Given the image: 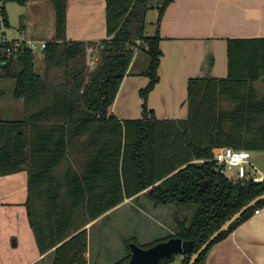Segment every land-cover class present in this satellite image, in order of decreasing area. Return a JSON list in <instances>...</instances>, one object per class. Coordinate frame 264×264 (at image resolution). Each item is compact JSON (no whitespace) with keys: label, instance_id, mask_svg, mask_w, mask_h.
I'll return each mask as SVG.
<instances>
[{"label":"trees","instance_id":"16d2710c","mask_svg":"<svg viewBox=\"0 0 264 264\" xmlns=\"http://www.w3.org/2000/svg\"><path fill=\"white\" fill-rule=\"evenodd\" d=\"M49 1L56 20L43 50L44 74L25 43L0 42L1 76L15 78L13 97L24 100L26 111L22 119L0 118V177L28 171V216L40 252L54 249L51 264H90L85 226L143 192L156 207L193 211L190 219L175 220L174 232L151 244L171 237L194 240L193 251L181 262L189 264L226 221L264 193V180L228 177L214 160L215 149L223 146L264 151V96L259 98L255 88L264 79V37L229 39L228 76L191 78L189 116L160 119L148 99L160 81V24L174 0H161L151 36L145 32L152 0H107L109 38L97 42L67 40V0ZM1 11L8 26L7 11ZM93 45L100 46L99 61L90 70L87 55ZM138 50L149 56L141 72L150 79L140 91L142 117L120 119L111 107L125 76L135 73ZM228 99L235 102L231 109L224 107ZM65 160L69 166L59 179L54 172ZM262 206L264 199L247 209L195 264H205L213 245ZM78 208L87 221L72 233ZM130 241L138 243L127 241L130 253L116 263L129 261Z\"/></svg>","mask_w":264,"mask_h":264},{"label":"crops","instance_id":"0c3cea01","mask_svg":"<svg viewBox=\"0 0 264 264\" xmlns=\"http://www.w3.org/2000/svg\"><path fill=\"white\" fill-rule=\"evenodd\" d=\"M6 2L8 5L13 3V1ZM21 6L24 8L22 11L17 9L22 16L18 25L21 38L13 40L48 42L53 36L56 20L51 2L28 0ZM10 10L6 7L9 25L5 24L3 18L0 20L2 26L0 30L3 25L13 27ZM155 11L156 20L152 22L155 25L154 34L157 31V8ZM4 33L0 37H5ZM160 34L162 38L160 46L163 51L159 67L160 81L149 95L148 106L160 119H186L189 116V80L204 76L227 77L228 40L264 37V0H174L165 10L160 24ZM66 35L67 40L70 41L97 42L109 38L107 0H67ZM146 67H135V73L129 71L123 79L117 98L111 107V112L118 118L142 117L140 91L150 80L148 76L141 74ZM121 99L122 104L119 106ZM22 108L24 110L25 104ZM253 152L255 161L259 153H264V151ZM233 173L236 176V170ZM255 174L257 173L250 170V176ZM143 194L144 192L127 198L123 203H132L131 200L135 201ZM28 200V171L0 177V242L6 241L5 244L8 245L6 231L11 232L12 236L17 231H22L20 239L13 241L16 245L14 244L12 249L7 246L8 253L12 255V260L7 264H51L54 259V249L45 254L40 252L28 216L26 205ZM150 203L148 198L147 206ZM258 209H260L259 213L254 212L231 233L213 245L205 264H264V206ZM100 218L102 216L94 222ZM18 220L23 224L21 229L16 227ZM8 223L12 224L14 229H7ZM159 225L163 229L160 237L171 233L163 224L159 223ZM88 257L91 264V252L88 253ZM183 259L184 255H179L168 264H181Z\"/></svg>","mask_w":264,"mask_h":264},{"label":"rangeland","instance_id":"374dc122","mask_svg":"<svg viewBox=\"0 0 264 264\" xmlns=\"http://www.w3.org/2000/svg\"><path fill=\"white\" fill-rule=\"evenodd\" d=\"M11 4V5H10ZM8 3L5 0L0 2V20H3L2 15V7L6 9L9 7L11 10L10 20L12 22L13 27H6L3 25L2 31L7 39L13 40L16 38H21L20 28L18 25L21 21L20 14L17 9L22 11L24 8L16 1L13 3ZM161 4V0H152V9L147 14L146 19V32L147 36L154 35L155 25L152 23L156 20V8ZM154 9V10H153ZM4 24V23H3ZM16 26V28H14ZM0 32V35L3 33ZM143 44V43H139ZM99 48L100 46L93 45L88 50L87 55V65L90 70L94 69L99 61ZM36 53V69L40 73L44 74V59H43V50L40 48L34 51ZM139 54L136 56V68H141L144 66H148L149 56L146 51L138 50ZM1 73H4L3 70L0 69V118L5 119H22L25 117L26 111L25 108L23 110L22 106L24 105L23 100H16L13 97V90L15 88L16 80L13 77H3ZM255 88L257 90V94L259 98L264 96V79L257 82L255 84ZM118 102V101H117ZM120 103L119 106L122 104ZM235 105V102L231 99H228L224 102V107L226 109H231ZM257 165L264 172V153H259L257 160ZM69 166V161H63L56 169L55 174L60 179L64 176ZM234 170H228L227 176L234 177ZM63 192V191H61ZM147 193H144L140 197H138L132 203H123L115 207L111 210L107 215L102 216L98 221L88 224L87 227L89 229V233L91 236V264H115L119 262L120 259L126 257L130 250L128 249V243L131 238H134L138 241L139 245L143 248H149L150 245L156 239V236H161V230H163L160 224H163L169 230L167 231H175L177 218L179 219H190L193 215V211L191 209L185 207H179L176 205H167V206H159L155 207L154 203L151 202L147 206ZM153 204V205H152ZM44 213V210H42ZM6 216V214H4ZM75 224L71 226V232L77 228L83 227L85 225L87 218L85 217L84 210L82 208H78L76 210ZM25 217L27 215L25 214ZM36 222L40 224L39 218L36 219ZM21 221L18 220L16 224L17 229L22 228ZM8 226V227H7ZM7 229H14L13 225L8 223ZM73 230V231H72ZM168 232V233H169ZM22 231H17V233L12 236L11 232L6 231V237L9 239L7 244L12 249L13 241L17 238L20 239ZM155 237V238H154ZM153 238V239H151ZM151 239V240H149ZM149 240V241H148ZM6 241L0 242V263L7 264L8 261L12 260V255H10L7 251ZM152 246V245H151ZM180 255V254H179ZM176 255L174 257H177ZM173 257V258H174ZM38 264V263H36ZM119 264V263H116Z\"/></svg>","mask_w":264,"mask_h":264},{"label":"water","instance_id":"95a60500","mask_svg":"<svg viewBox=\"0 0 264 264\" xmlns=\"http://www.w3.org/2000/svg\"><path fill=\"white\" fill-rule=\"evenodd\" d=\"M0 21V29H1ZM264 199V193L257 196L241 210L234 214L228 221H226L203 245L193 254L189 264H195L201 253L217 239V237L229 229V227L240 218L243 213L254 206L258 201ZM16 245V243L14 242ZM195 241L191 239H183L181 237H171L167 240L157 242L149 248L141 247L137 242L130 241L129 247L131 249V257L125 264H160L163 259H169L176 255H184L191 253L194 249Z\"/></svg>","mask_w":264,"mask_h":264},{"label":"built area","instance_id":"2783aa9c","mask_svg":"<svg viewBox=\"0 0 264 264\" xmlns=\"http://www.w3.org/2000/svg\"><path fill=\"white\" fill-rule=\"evenodd\" d=\"M8 41L6 37H0V42ZM26 46L33 51L37 50L40 46L42 50L45 49L47 42H40L36 40H22ZM214 160L218 164L219 170L226 174L229 170H236L235 179H248L253 178L256 182L264 180V174L258 167L254 160L253 151L250 150H239L231 146L218 147L214 151ZM250 170L257 173L250 176ZM260 209H257L255 213H259Z\"/></svg>","mask_w":264,"mask_h":264}]
</instances>
